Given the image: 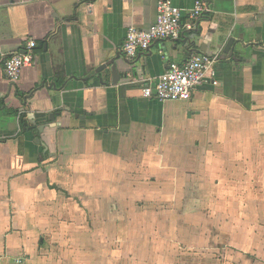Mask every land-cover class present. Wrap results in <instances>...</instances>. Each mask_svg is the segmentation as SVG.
I'll list each match as a JSON object with an SVG mask.
<instances>
[{"label":"crops","instance_id":"crops-1","mask_svg":"<svg viewBox=\"0 0 264 264\" xmlns=\"http://www.w3.org/2000/svg\"><path fill=\"white\" fill-rule=\"evenodd\" d=\"M204 1L126 65L157 0H0V264H264V0ZM31 38L11 85L5 61ZM199 53L219 54L218 85L143 96ZM120 54L119 77L101 69Z\"/></svg>","mask_w":264,"mask_h":264},{"label":"built area","instance_id":"built-area-1","mask_svg":"<svg viewBox=\"0 0 264 264\" xmlns=\"http://www.w3.org/2000/svg\"><path fill=\"white\" fill-rule=\"evenodd\" d=\"M211 10V5L204 0H196L188 9L179 7L174 0H157V17L149 28L129 26L123 45L124 55L134 58L159 39L179 38L184 27L183 18L187 16L191 20L187 26L193 28L194 22ZM36 47V40L31 38L24 45L23 51L12 54L5 61V76L11 85L19 82L25 67L35 64ZM219 60V54L199 53L183 64L172 62L155 81H148L143 85L142 94L162 101L190 100L193 92L204 84H219L215 68ZM16 263L25 264V258H17Z\"/></svg>","mask_w":264,"mask_h":264},{"label":"water","instance_id":"water-1","mask_svg":"<svg viewBox=\"0 0 264 264\" xmlns=\"http://www.w3.org/2000/svg\"><path fill=\"white\" fill-rule=\"evenodd\" d=\"M231 46H232V40H230L229 41V43L227 44V46H226V48H225V53H229V51L231 50ZM212 54H218V53H212ZM138 56V55H137ZM120 57H121V54L120 55H118L114 60H113V62H111V64H103L102 66H101V69H106V68H110V66H111V69H112V71H113V73H114V75H115V77H119V73H118V67L120 66L119 65V63H120ZM123 62H125L126 63V65H130V61H131V59H134V58H132V57H127L126 55H124L123 54ZM125 65V66H126ZM100 69V70H101ZM51 118L53 119V120H55V115H53L52 114V116H51ZM55 125V124H54ZM44 129V126H41V127H39V130L40 131H42ZM37 142H39V139H37Z\"/></svg>","mask_w":264,"mask_h":264},{"label":"rangeland","instance_id":"rangeland-1","mask_svg":"<svg viewBox=\"0 0 264 264\" xmlns=\"http://www.w3.org/2000/svg\"><path fill=\"white\" fill-rule=\"evenodd\" d=\"M197 253H198V257H196V258H202V257H200V253H199V251H197ZM217 254H219V255H217V256H213V258H212V262H211V264H234V263H236V264H244V262H242V261H238L237 259H231V260H233V262H231V260H226V258H224L221 254H220V252L218 253V252H216ZM197 262H200V259H197L196 260ZM246 263L247 264H252L253 263V261H249V260H247L246 261ZM201 264H204V263H201ZM209 264V263H208Z\"/></svg>","mask_w":264,"mask_h":264},{"label":"trees","instance_id":"trees-1","mask_svg":"<svg viewBox=\"0 0 264 264\" xmlns=\"http://www.w3.org/2000/svg\"><path fill=\"white\" fill-rule=\"evenodd\" d=\"M20 118H21V123H24L25 121H24V118H23V116L20 114Z\"/></svg>","mask_w":264,"mask_h":264}]
</instances>
